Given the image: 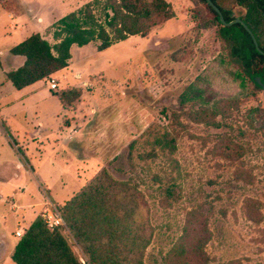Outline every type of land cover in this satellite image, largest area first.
<instances>
[{
  "label": "rangeland",
  "instance_id": "obj_1",
  "mask_svg": "<svg viewBox=\"0 0 264 264\" xmlns=\"http://www.w3.org/2000/svg\"><path fill=\"white\" fill-rule=\"evenodd\" d=\"M87 1L17 3L25 13L33 8L60 18ZM166 1L173 15L145 36L130 35L103 50L96 40L74 44L70 67L53 74L52 91L47 79L14 88L6 77L15 66L6 58L12 41L0 36V177L14 183L22 165L21 181L33 187L25 162L41 167L46 160L39 170L51 178L46 185L71 196L106 168L144 195L151 233L144 264H264V90L228 56L215 34L218 22L201 2ZM46 39L54 42L51 25ZM234 71L243 73L242 83ZM74 88H81L80 97L62 103L59 93ZM38 123L44 137L26 136ZM149 127L175 137L176 164L151 150L144 134ZM63 135L67 146L59 143ZM41 193L39 215L47 198ZM54 198L55 206L63 204L61 196ZM4 201L0 212L8 208ZM186 230L178 253L174 246ZM70 242L84 263L80 247Z\"/></svg>",
  "mask_w": 264,
  "mask_h": 264
},
{
  "label": "trees",
  "instance_id": "obj_2",
  "mask_svg": "<svg viewBox=\"0 0 264 264\" xmlns=\"http://www.w3.org/2000/svg\"><path fill=\"white\" fill-rule=\"evenodd\" d=\"M7 1L0 0V6ZM212 11L218 22L215 34L223 41L228 56L238 60L244 76L264 90L254 80L255 75L264 71V55L240 23L226 25ZM172 15L166 0H89L51 24L53 43L33 32L14 44L10 52L24 60L6 77L14 88L20 89L66 67L72 44L81 46L96 40L97 49L103 50L130 35L145 36ZM223 16L226 21L229 19L225 13ZM234 72L242 83L243 73ZM81 92V88L69 89L61 91L59 97L62 102L71 103ZM260 124L264 125V112L260 113ZM144 134L151 150L158 148L176 164L173 135L159 127H149ZM134 143L135 139L129 143V150ZM143 200L144 195L134 182L114 178L108 169L102 168L83 188L56 205L63 225L50 230L43 217L37 215L19 237L11 258L16 264H144L143 254L151 233H147L149 218ZM185 236L187 230L174 246L178 253L184 251ZM70 239L85 255L84 263L73 251ZM200 242L193 245L198 248Z\"/></svg>",
  "mask_w": 264,
  "mask_h": 264
},
{
  "label": "crops",
  "instance_id": "obj_3",
  "mask_svg": "<svg viewBox=\"0 0 264 264\" xmlns=\"http://www.w3.org/2000/svg\"><path fill=\"white\" fill-rule=\"evenodd\" d=\"M23 7L24 4L17 3V0L16 1L9 0L4 5L0 6V27L2 29L1 30L2 34H0V36L9 38V41H12L11 44H6V51L9 52V54H12L10 52V48L14 44L20 42L22 39H24L26 36H28L33 32H39L41 35H43L46 38V29L56 19H58V18H48L46 14L41 13L40 11L33 10V8H29V9L26 8V13H25ZM5 22L7 23L5 24ZM73 45L74 44H72L70 47V52L72 50ZM12 56H15L13 57L15 59H13ZM71 57H72V53H71ZM71 57L66 67L59 69L53 74H56L58 72H61L69 68ZM6 58H8V61L12 60L15 62V66L9 70L17 68L19 65L23 63L24 60L23 56L15 55V54H12L10 57L6 55ZM53 74L51 76L54 77ZM48 78H43L40 80H42L45 84L46 82L45 80L46 79L48 80ZM40 80H37L35 82L39 83ZM35 82L29 85L33 86ZM48 87H49V83H48ZM36 89L37 88H35L32 91H35ZM52 90L53 89H51V91ZM2 105L7 106L8 103L1 102V106ZM63 105L65 108H68L65 104ZM41 127L42 126L40 125V123H38V125L34 127L35 130H33L32 133L27 132L28 134L26 133V136L32 137L34 135L36 136V138L42 139L44 137V134H42L43 133L42 129L39 130ZM65 127L68 129V127L70 126L65 125ZM60 139L61 141H59V143L67 144V142H70V139L68 140L66 138V135L61 136ZM25 163L26 165L24 166H27L28 168L27 173L29 174L30 177L29 178V180L31 181L30 183L34 185L33 187H29L27 186V183L21 181V176L23 174L22 170L23 172L26 170L19 163H17L16 165H20V166L18 168L16 167V172H14L13 174L14 178L16 179L14 183H12L13 179L6 180L3 177H0V181H1L0 199L1 200L4 199L5 200L4 202L7 203L8 206L7 209H4L2 212H0V264H16L11 258V252L14 249V246L16 245L20 237L16 235V231L17 230L24 231V229L32 222V220L37 215H39V204L42 201L41 190L43 191L44 195H46L51 201H53V199L55 200L54 195L55 197L61 196V198H59V201L61 202H64L73 195V193L71 194V196L70 195L68 196V194H63V193L59 194V192L52 190L54 189L52 188L54 184L51 187L46 185V181H47L46 178L48 179L49 182L51 181L50 177H46V169L42 173V176L39 173L41 167L46 168L45 165L46 160L45 163L44 162L42 163L41 167L40 166L34 167L28 161H26ZM17 169H21V171L19 172ZM52 176L57 178L59 183L65 184L64 183L65 181H63V175L61 173L59 174L56 173L53 174ZM8 227H12L11 230L12 235L14 234L16 237H10L11 236L10 231L7 230ZM8 236L11 239H9Z\"/></svg>",
  "mask_w": 264,
  "mask_h": 264
},
{
  "label": "flooded vegetation",
  "instance_id": "obj_4",
  "mask_svg": "<svg viewBox=\"0 0 264 264\" xmlns=\"http://www.w3.org/2000/svg\"><path fill=\"white\" fill-rule=\"evenodd\" d=\"M198 1L202 3L204 9L207 12H210L212 16H213L212 10H214L217 13V11L214 9L212 4L208 0H198ZM211 2L220 9L222 15L223 13H225L229 17L227 21H231L234 18H240L250 28L258 46L260 47V50L258 49L257 50L264 55V0H211ZM255 9H257V12L255 11ZM233 23H240L242 25V23L238 21H235ZM230 24H226V25H230ZM248 34L251 37V34L249 32ZM251 40L253 41L252 37ZM258 75L260 76L263 85H260L259 83L258 84L261 87H264V71ZM258 75H255V78Z\"/></svg>",
  "mask_w": 264,
  "mask_h": 264
},
{
  "label": "built area",
  "instance_id": "obj_5",
  "mask_svg": "<svg viewBox=\"0 0 264 264\" xmlns=\"http://www.w3.org/2000/svg\"><path fill=\"white\" fill-rule=\"evenodd\" d=\"M51 75L48 78L49 87H50V89L56 90L57 89V80L55 77H53ZM41 216L43 217L47 227L50 230H52L53 228H55L57 226L64 224L63 218H62L59 210L57 209V207L55 206L53 201H51L48 197L46 198V200L44 202V206L42 208ZM22 232L23 231H21V230H17L16 235H18V236L22 235L21 234Z\"/></svg>",
  "mask_w": 264,
  "mask_h": 264
},
{
  "label": "water",
  "instance_id": "obj_6",
  "mask_svg": "<svg viewBox=\"0 0 264 264\" xmlns=\"http://www.w3.org/2000/svg\"><path fill=\"white\" fill-rule=\"evenodd\" d=\"M208 1L212 4V6L214 7V9L217 11V13H218V15H219V19H220L223 23H225V24H230V23H233V22H235V21L241 22L242 25L246 28V30L251 34V37H252V39H253V42H254V45L256 46V48H257L258 50H260V47L258 46V44H257V42H256V40H255V38H254V36H253V34H252L250 28H249V27H248V26H247V25H246V24H245L240 18H234V19L231 20V21H226V20L223 18V15H222V12L220 11V9H219L216 5H214V4L211 2V0H208ZM255 81H256L257 83H259L260 85H263V83H262V81H261L259 75L255 78Z\"/></svg>",
  "mask_w": 264,
  "mask_h": 264
}]
</instances>
